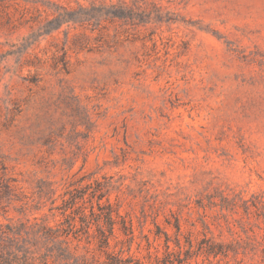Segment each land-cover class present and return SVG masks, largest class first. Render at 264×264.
Listing matches in <instances>:
<instances>
[{
    "label": "rangeland",
    "instance_id": "1",
    "mask_svg": "<svg viewBox=\"0 0 264 264\" xmlns=\"http://www.w3.org/2000/svg\"><path fill=\"white\" fill-rule=\"evenodd\" d=\"M71 193L131 225L109 252L264 264V0H0V224L55 227Z\"/></svg>",
    "mask_w": 264,
    "mask_h": 264
},
{
    "label": "trees",
    "instance_id": "2",
    "mask_svg": "<svg viewBox=\"0 0 264 264\" xmlns=\"http://www.w3.org/2000/svg\"><path fill=\"white\" fill-rule=\"evenodd\" d=\"M101 197L100 194L96 198V210L93 208V204L91 205L88 217L83 212L84 206L77 203L76 198H78V195L71 193L69 197L63 200L64 204L60 207L64 220L55 227L46 223L45 219L40 221L35 219L33 222L21 221L15 226L9 223L0 224V264H48L49 261H51V264L57 261L69 264V260L74 255L68 248L66 236L69 232L77 234L79 231L85 234L87 242H90V236L95 238L97 249L103 251L106 255L103 264H146L131 255L121 256L122 249H119L117 253L107 251L110 246V238L115 236L114 224L116 222L120 224L119 229L124 236L118 242H130L133 240L134 234L131 225L118 213L117 209L107 201L102 202ZM68 208H71L70 212H66ZM76 214H78L79 220L78 227L75 222ZM92 226H94V230L90 232ZM175 227L177 230L179 229L177 224ZM156 233H159V231ZM77 236L75 235V237ZM167 240L168 237L166 236V243ZM146 242L149 247L151 245L149 238H146ZM13 245L16 250H11ZM176 245L179 249L173 251L169 250L168 244H166L164 255L162 257L155 256L154 261L148 264H182L198 251L212 252L202 245L194 248V244L189 238L186 239L184 245L177 240ZM182 246H185V248L181 249ZM182 252L184 256H181ZM74 260H77V258Z\"/></svg>",
    "mask_w": 264,
    "mask_h": 264
}]
</instances>
